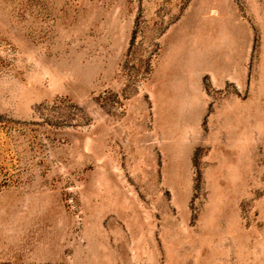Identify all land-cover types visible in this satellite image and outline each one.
Listing matches in <instances>:
<instances>
[{
  "label": "rangeland",
  "instance_id": "1",
  "mask_svg": "<svg viewBox=\"0 0 264 264\" xmlns=\"http://www.w3.org/2000/svg\"><path fill=\"white\" fill-rule=\"evenodd\" d=\"M0 264H264V0H0Z\"/></svg>",
  "mask_w": 264,
  "mask_h": 264
}]
</instances>
